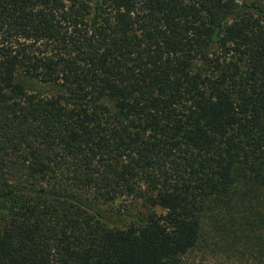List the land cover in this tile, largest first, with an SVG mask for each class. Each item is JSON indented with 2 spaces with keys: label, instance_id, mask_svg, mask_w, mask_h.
Wrapping results in <instances>:
<instances>
[{
  "label": "trees",
  "instance_id": "obj_1",
  "mask_svg": "<svg viewBox=\"0 0 264 264\" xmlns=\"http://www.w3.org/2000/svg\"><path fill=\"white\" fill-rule=\"evenodd\" d=\"M260 190L264 0H0V264H184Z\"/></svg>",
  "mask_w": 264,
  "mask_h": 264
},
{
  "label": "rangeland",
  "instance_id": "obj_2",
  "mask_svg": "<svg viewBox=\"0 0 264 264\" xmlns=\"http://www.w3.org/2000/svg\"><path fill=\"white\" fill-rule=\"evenodd\" d=\"M27 89L34 82L20 79ZM244 172V170H243ZM242 177V176H240ZM239 182L238 189H244L246 184ZM242 184V186H241ZM261 204L254 201L246 207L248 210L213 211L206 217L199 242L184 259V264H262L264 259V190H260ZM250 202V201H249ZM245 209V208H244ZM229 216L236 219V225L231 231H221L213 226L217 217ZM239 228V230H238Z\"/></svg>",
  "mask_w": 264,
  "mask_h": 264
}]
</instances>
